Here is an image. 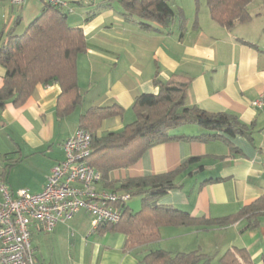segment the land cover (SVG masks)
Listing matches in <instances>:
<instances>
[{
	"label": "crops",
	"instance_id": "crops-1",
	"mask_svg": "<svg viewBox=\"0 0 264 264\" xmlns=\"http://www.w3.org/2000/svg\"><path fill=\"white\" fill-rule=\"evenodd\" d=\"M66 1L75 3L69 6L71 14L79 11L69 24L82 28L87 42L86 51L78 57V84L84 100L67 116L58 117L61 88L53 82L38 85L24 105L8 103L0 109V176L11 165L1 179L10 191L37 194L43 190L53 168L64 159L63 143L80 129V117L90 108L121 106L124 115L104 121L98 135L120 132L135 120L137 97L156 95L158 81L166 83L181 75L192 79L188 107L236 116L251 128L250 134L232 138V145L222 140L162 142L147 149L134 164L111 171L98 190L122 193L116 189L126 180L165 175L185 166L176 178V188L158 199L157 205L187 212L195 219L216 220L237 215L264 198V105H253L257 100L264 103V13L252 14L250 23L228 30L211 19L208 9L198 11L190 3L186 8L177 0H167L177 12L174 22L167 29L153 24L156 30H144L136 19L128 21L123 16L118 3L105 8L103 0ZM0 3L4 6L0 34L17 18L30 17L18 29V34L23 33L43 7L22 16L10 0ZM89 15L93 17L86 22ZM5 74L0 66V88ZM183 128L186 131L172 135L203 132L196 126ZM191 159L197 161L188 165ZM127 206L140 211L141 197H132ZM78 216L88 218L89 226L79 223ZM258 219L259 227L252 230L245 220L223 228L165 227L160 229L159 241L126 251V236L105 228L93 231L91 216L81 211L51 234L33 226L32 236L38 242L31 244L35 264H140L151 250L200 251L209 258L207 237L223 234L220 253L246 249L253 263L261 264L264 216ZM77 233L78 239L73 240ZM40 236L49 238L43 241Z\"/></svg>",
	"mask_w": 264,
	"mask_h": 264
},
{
	"label": "trees",
	"instance_id": "trees-1",
	"mask_svg": "<svg viewBox=\"0 0 264 264\" xmlns=\"http://www.w3.org/2000/svg\"><path fill=\"white\" fill-rule=\"evenodd\" d=\"M211 19L228 30L245 25L253 20L250 6L256 0H204ZM118 3L123 16L136 19L144 30H156L153 24L167 29L177 15L167 0H103L102 6L110 8ZM199 6V0H196ZM67 8L43 5L40 14L32 20L23 33L18 34L23 19L17 18L0 34V66L6 71L0 88V109L8 103L24 105L38 85L48 86L57 82L61 88L58 101V117L73 112L83 103L78 84V57L86 51L84 31L69 24ZM93 16L89 15L86 22ZM191 78L174 75L168 82L158 81V94H142L133 105L135 120L120 132L98 135L106 120L122 117L124 109L119 105L90 108L80 117V129L92 135V154L89 163L107 182L108 175L115 169L134 164L149 148L166 141L185 140L207 142L222 140L232 145L231 139L250 134L251 128L236 116L220 113L209 114L197 107H188V89ZM196 126L202 129L198 136H175L176 130ZM197 159L188 161V165ZM4 169L0 180L6 176ZM165 175L129 179L120 184L116 191H125L132 197H141L142 209L134 212L123 207L122 219L118 224L100 228L112 230L126 236V251L148 246L160 240V229L178 226H217L220 228L241 220L247 229L259 227V217L264 216V198L244 207L234 216L216 220L195 219L189 213L157 205L158 199L176 188V178L185 169ZM108 187L115 189L112 184ZM207 255L200 251L172 254L165 250L147 252L140 264H202L208 262ZM221 264H254L246 249L232 248L226 251ZM264 264V253L261 258Z\"/></svg>",
	"mask_w": 264,
	"mask_h": 264
},
{
	"label": "built area",
	"instance_id": "built-area-1",
	"mask_svg": "<svg viewBox=\"0 0 264 264\" xmlns=\"http://www.w3.org/2000/svg\"><path fill=\"white\" fill-rule=\"evenodd\" d=\"M26 1L10 0V3L22 6ZM35 1L69 9L65 0ZM253 105L262 108L264 103L257 100ZM63 151L64 159L53 168L40 193L12 192L0 180V264H35L33 226L51 234L81 211L91 216L93 231L121 221L122 209L132 196L128 192L98 190L102 175L89 163L91 133L78 129L63 143Z\"/></svg>",
	"mask_w": 264,
	"mask_h": 264
},
{
	"label": "rangeland",
	"instance_id": "rangeland-1",
	"mask_svg": "<svg viewBox=\"0 0 264 264\" xmlns=\"http://www.w3.org/2000/svg\"><path fill=\"white\" fill-rule=\"evenodd\" d=\"M177 1L180 4H182L183 6H185L186 8H187L188 4L190 3L191 5H193V8L195 7V9L198 10V11H200L201 7H203V9H208V7L206 6L204 0H199V3H200L199 6H197L196 0H177ZM66 2L68 3L69 6L75 5L74 2L73 3L70 2V1L69 2L66 1ZM23 5H24V10L22 12ZM23 5L22 6H17L16 8L18 9L19 13H22V16H28V14H30L31 12L39 9L41 7V5H43V3L35 1V0H27L25 2V4H23ZM205 11H207V10H205ZM250 12L253 15L256 14V13H260V12L264 13V0H256L250 6ZM3 14H4V6H3L2 3H0V23H2V15ZM78 14H79V11H75V14H69V22L70 23L74 22V20L78 16ZM29 19H30V17H28V19H25V20H29ZM25 20L23 19V22L21 24L22 27L26 26V21ZM21 30L22 29H19V32ZM184 131H186V128H183L182 130L181 129L176 130V132H178L180 134L183 133ZM135 198H138V197H135ZM78 217H79V223H81L83 226H85V225L89 226V223H88V220H87L88 218L84 219V218H80V216H78ZM80 233L81 234H85L84 231H80ZM36 237L34 236V238H33V236H32V238H31V242L34 243V244H36L38 242V239ZM40 237L43 239V241H45V240H47L49 238V236H40ZM224 237H225V235H223V234H213L212 236L207 237V239L209 238L210 241L208 242V245H207V248H206L207 251L206 250L205 251L208 252V255L210 256L209 257V264H221L220 260H221V257L223 256L224 253L223 254L220 253V249H218V247L220 246V242L224 239ZM76 238L78 239V233H77V235L75 234L73 236V240L76 239Z\"/></svg>",
	"mask_w": 264,
	"mask_h": 264
}]
</instances>
